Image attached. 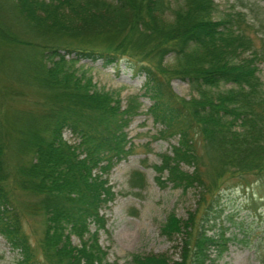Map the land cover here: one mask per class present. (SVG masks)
Listing matches in <instances>:
<instances>
[{
    "label": "trees",
    "instance_id": "trees-1",
    "mask_svg": "<svg viewBox=\"0 0 264 264\" xmlns=\"http://www.w3.org/2000/svg\"><path fill=\"white\" fill-rule=\"evenodd\" d=\"M91 4L109 13L95 12ZM13 8L32 35L47 38L32 44L39 59L17 60L19 74L41 91L42 112L15 113L13 121L0 107V235L18 251V263L117 264L107 260L97 239L104 224L99 208L113 194L103 176L131 149L124 128L138 104L133 98L121 109L111 93L76 76L67 65L75 59L64 57L70 51L103 64L123 60L144 76L143 91L151 100L145 113L160 125L157 136H176L171 155L161 154L160 164L152 165L154 180L182 192L195 189L186 218L170 212L159 227L176 242L177 257L131 253L126 263L211 264L220 257L229 238L222 230L208 233L219 188L248 174L264 182V93L257 75L264 26L251 33L242 12L215 18L213 0H13ZM70 8L76 9L70 20L82 24L63 22ZM256 33L261 38L254 41ZM0 39V47L22 43L1 26ZM13 54L7 53L11 59ZM173 77L194 94L176 96L169 87ZM220 85L228 86L218 90ZM64 128L77 142L63 139ZM10 141L18 147L15 156H30L13 172L5 160ZM142 181L141 172H130L129 186ZM14 187L35 201L19 209ZM22 211L43 216L36 246L22 229ZM71 234L78 244H71Z\"/></svg>",
    "mask_w": 264,
    "mask_h": 264
},
{
    "label": "rangeland",
    "instance_id": "rangeland-1",
    "mask_svg": "<svg viewBox=\"0 0 264 264\" xmlns=\"http://www.w3.org/2000/svg\"><path fill=\"white\" fill-rule=\"evenodd\" d=\"M213 2L216 7L215 18L242 12L244 20L251 27V33L259 25L264 26V0H213ZM91 8L100 14L109 13V10L100 5L91 4ZM75 10L64 9L63 14L70 16L62 18L63 22L82 24L84 21L78 23L79 21L70 20L74 18L72 14ZM15 11L13 0H0V26L14 34L18 41H22L7 44L8 48L0 47V107L8 118L13 117V121L15 113L42 112V105L39 102L41 91L35 83H30L29 77L19 74L22 69H19L17 60L39 59L40 54L32 44L47 42L43 35H32ZM260 36L259 33L253 35L254 41H257L258 37L261 38ZM1 42L3 43L2 39ZM3 51L6 53H2ZM8 51L13 52V56L16 57L13 59L8 57ZM58 52L62 53V50ZM64 57L75 59L67 63L68 69L74 68L76 76L83 74L89 77L94 89L111 93L118 100L121 109L133 98L138 104L137 114L131 117L124 129L126 145L131 149L125 157L113 164L107 175L103 176L113 192L110 200L99 208V213L104 217V224L103 227L97 228V239L100 246L106 250L107 260L127 264L126 259L131 253L142 255L163 253L169 259H175L178 253L176 242L161 235L159 227L170 212L176 217L186 218L187 211L194 208L195 189L182 192L180 188L170 184L159 186L154 180L157 173L152 165L160 164L161 154L171 155V146L176 144V136H157L160 125L153 123L150 116L145 113L151 100L143 91V75L132 73L123 60L103 64L101 59L80 58L74 51H70ZM257 69L261 90L264 93V56L258 58ZM20 76L22 77L19 78ZM227 86L220 85L217 89L223 90ZM169 87L176 96L185 99L194 94L187 82L176 77L169 80ZM61 135L70 143L78 140L77 136L66 128L62 130ZM9 144L5 160L13 172V166L27 162L30 156L27 152H19L15 156L14 152L18 147L12 141ZM180 167L183 170H191V167L185 164H180ZM132 170H138L143 175L140 188L129 186L128 176ZM226 185L219 188L217 215L214 214V218L208 221V233L222 230L229 239L226 249L211 264H264V182L257 181L248 174L241 178H233ZM12 194L14 203L22 210L27 203L35 201V197L16 187L12 189ZM42 222L41 214L31 215L25 212L22 214V229L33 246H36L41 236ZM94 229L95 226L90 224V232ZM70 242L78 244V238L71 234ZM19 258L18 251L11 249L0 235V264H19Z\"/></svg>",
    "mask_w": 264,
    "mask_h": 264
}]
</instances>
